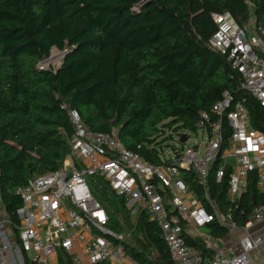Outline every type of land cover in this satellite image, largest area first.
Here are the masks:
<instances>
[{
    "label": "trees",
    "instance_id": "trees-1",
    "mask_svg": "<svg viewBox=\"0 0 264 264\" xmlns=\"http://www.w3.org/2000/svg\"><path fill=\"white\" fill-rule=\"evenodd\" d=\"M225 11L240 26L253 18L264 26V0H0V206L16 234L22 199L15 188L61 168L70 154L74 127L63 103L92 130L116 129L129 150L155 164L168 161L176 136L197 131L201 112L215 118L213 106L225 91L244 102L251 126L264 132V106L243 87L228 56L209 46L217 28L212 14ZM54 47L64 52L62 64L40 68ZM224 128L228 135L227 122ZM220 162L210 169L209 194L244 227L264 203L258 175L252 172L232 201L231 169L218 181ZM182 176L205 201L198 174ZM88 181L132 259L173 264L159 225L145 211L133 218L104 176ZM203 227L213 238L230 231L218 220ZM184 236L212 257L202 236Z\"/></svg>",
    "mask_w": 264,
    "mask_h": 264
},
{
    "label": "built area",
    "instance_id": "built-area-1",
    "mask_svg": "<svg viewBox=\"0 0 264 264\" xmlns=\"http://www.w3.org/2000/svg\"><path fill=\"white\" fill-rule=\"evenodd\" d=\"M212 16L217 28L209 46L228 56L232 67L242 74L243 87L264 106V26L254 30L240 26L230 11ZM48 60L39 67H49ZM62 107L74 127L70 154L61 168L15 188L22 199L17 209L18 234L0 208V264H126L125 236L109 226V214L90 188L88 179L94 174L104 176L126 198L133 218L145 211L159 225L173 264H252L249 253L264 241L255 231L242 236L233 255L218 248L209 258L188 245L184 236L190 225L203 227L214 220L229 229L238 227L230 213L221 212L207 188L217 159L221 160L218 181L231 169L228 195L232 201L247 189L252 172L257 173L258 187L264 192V132L251 126L243 101H233L232 94L225 91L213 106L214 119L201 112L193 132L199 140L189 142L188 134L184 143L171 147L172 155L168 149L163 158L168 161L162 164L148 162L129 150L116 129L112 134L92 130L76 109L67 103ZM224 122L231 129L228 135ZM182 135L176 136L179 141ZM188 171L198 174L205 201L183 178ZM263 222L264 203L255 208L243 228Z\"/></svg>",
    "mask_w": 264,
    "mask_h": 264
},
{
    "label": "crops",
    "instance_id": "crops-1",
    "mask_svg": "<svg viewBox=\"0 0 264 264\" xmlns=\"http://www.w3.org/2000/svg\"><path fill=\"white\" fill-rule=\"evenodd\" d=\"M252 20H254V18ZM0 208L3 210V207L0 206ZM200 231H202L204 234L201 233ZM249 231L251 232L255 231L257 234H262L264 237V222L259 223V224L255 223L254 227L250 229H244L243 227H237L235 229H230L228 235H226L223 238H213L210 234L204 231V227H197L194 225H190L187 228V234L191 236H200V237L202 236L205 239L207 246L213 251V254L215 252V249L220 248V249H224L230 255H233L234 252H236V250L238 249L240 245V240L242 236H244ZM257 250L259 251L258 255L253 256L252 264H260L264 262V241L262 245L259 248H257ZM260 250L262 253L260 252ZM213 254L211 256H213ZM207 255L205 257L209 258V256ZM126 264H139V263L135 261L134 259H132L126 253Z\"/></svg>",
    "mask_w": 264,
    "mask_h": 264
},
{
    "label": "rangeland",
    "instance_id": "rangeland-1",
    "mask_svg": "<svg viewBox=\"0 0 264 264\" xmlns=\"http://www.w3.org/2000/svg\"><path fill=\"white\" fill-rule=\"evenodd\" d=\"M250 29H253L255 28V24H254V20H250V23L247 25ZM63 57H64V52L58 50L56 47H54L52 50H51V54H50V57H49V60L47 61V64H49V66H52L54 68H58L61 64H62V61H63ZM187 134L190 135V140L189 142L191 143H194L196 142L197 140H199L200 137H198L196 135V133H191V132H188ZM173 144L176 145V146H179L181 144V142L179 141V137H176L175 140L173 141ZM169 154L172 155V148L169 149ZM169 156V155H168ZM2 212H4L5 214V211H4V208L3 210L1 209ZM201 233H203L202 231H200ZM204 234V233H203ZM259 250V249H258ZM257 249L256 250H253L252 252L249 253V256L253 259V256H257L258 255V251ZM257 252V253H256ZM261 252V250H260ZM256 253V254H255ZM262 253V252H261ZM260 264H264V262L260 263Z\"/></svg>",
    "mask_w": 264,
    "mask_h": 264
},
{
    "label": "water",
    "instance_id": "water-1",
    "mask_svg": "<svg viewBox=\"0 0 264 264\" xmlns=\"http://www.w3.org/2000/svg\"><path fill=\"white\" fill-rule=\"evenodd\" d=\"M188 136H189L188 134L182 135L180 142L184 143L187 140Z\"/></svg>",
    "mask_w": 264,
    "mask_h": 264
}]
</instances>
